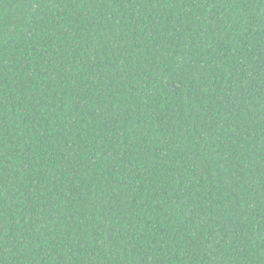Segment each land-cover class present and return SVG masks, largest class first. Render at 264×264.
<instances>
[{"label": "trees", "instance_id": "1", "mask_svg": "<svg viewBox=\"0 0 264 264\" xmlns=\"http://www.w3.org/2000/svg\"><path fill=\"white\" fill-rule=\"evenodd\" d=\"M0 264H264V0H0Z\"/></svg>", "mask_w": 264, "mask_h": 264}]
</instances>
